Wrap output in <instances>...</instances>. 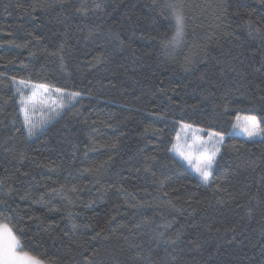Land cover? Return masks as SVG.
<instances>
[{"label":"trees","instance_id":"16d2710c","mask_svg":"<svg viewBox=\"0 0 264 264\" xmlns=\"http://www.w3.org/2000/svg\"><path fill=\"white\" fill-rule=\"evenodd\" d=\"M16 80L73 97L27 126ZM181 122L225 134L207 184ZM0 224L43 264H264V0H0Z\"/></svg>","mask_w":264,"mask_h":264},{"label":"rangeland","instance_id":"374dc122","mask_svg":"<svg viewBox=\"0 0 264 264\" xmlns=\"http://www.w3.org/2000/svg\"><path fill=\"white\" fill-rule=\"evenodd\" d=\"M15 88L20 96L21 115L27 126L36 125L38 121L57 113L62 104L61 100L67 103L73 97L66 90L23 80H16ZM46 124L42 123L40 130ZM36 132L37 130L30 136ZM229 133L248 139L262 136L257 117L252 114H238ZM224 137L225 134L222 132L181 122L171 149L203 183L206 174L209 183ZM209 158H211L210 166ZM16 242H18L17 238L9 228L0 224V264H43L40 260L19 250Z\"/></svg>","mask_w":264,"mask_h":264},{"label":"snow or ice","instance_id":"6c2138e0","mask_svg":"<svg viewBox=\"0 0 264 264\" xmlns=\"http://www.w3.org/2000/svg\"><path fill=\"white\" fill-rule=\"evenodd\" d=\"M176 21H177V35H180V34H182L183 17L180 16L179 14H177V15H176ZM74 95H75V94H74ZM253 119H255V118H253ZM250 135H251V134H250ZM208 164H209V166H210V164H211V158H209ZM204 181H205V183L208 182V180H207V175H206V174L204 175ZM13 240L15 241V238H14V237H13ZM16 243H18V242H16Z\"/></svg>","mask_w":264,"mask_h":264}]
</instances>
